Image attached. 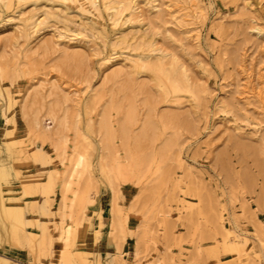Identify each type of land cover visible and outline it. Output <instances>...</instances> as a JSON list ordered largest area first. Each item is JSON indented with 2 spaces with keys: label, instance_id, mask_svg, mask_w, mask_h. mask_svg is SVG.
<instances>
[{
  "label": "rangeland",
  "instance_id": "obj_1",
  "mask_svg": "<svg viewBox=\"0 0 264 264\" xmlns=\"http://www.w3.org/2000/svg\"><path fill=\"white\" fill-rule=\"evenodd\" d=\"M0 203L10 264H264V0H0Z\"/></svg>",
  "mask_w": 264,
  "mask_h": 264
},
{
  "label": "bare ground",
  "instance_id": "obj_2",
  "mask_svg": "<svg viewBox=\"0 0 264 264\" xmlns=\"http://www.w3.org/2000/svg\"><path fill=\"white\" fill-rule=\"evenodd\" d=\"M118 74H119V72H118ZM116 76L117 75L115 73L113 79L117 78ZM126 89L129 90L131 88L128 89V86L126 87L125 84H123L119 88V90L124 92V93H125ZM128 96H131V95H128ZM131 100H133V99H131ZM131 100L129 102H131ZM120 103L121 102H119V104L115 105L116 113L117 114L121 113V117H118V120L116 122V128L110 122V119H109V116H110L109 111L110 110H109V108L104 107L105 109L103 108V110H102V112H101V114L97 120V129L96 130H97L98 135L100 137V142H99L100 147L102 150H105L107 152L108 156L111 155L115 151V141H114L115 137L118 136L121 145L125 146L127 139L129 137V132L131 130V127L136 124L135 115H134V112L131 109V107L126 109L123 112L122 105ZM57 105H58V102L56 101L53 104L51 103L46 107V109L44 111V115L42 116V118L46 120V125L44 127H42V129H41L42 130L41 135L55 137V140H56L54 142L55 148L60 147L62 142L64 141V136L62 133L65 130V122H66V120H65L66 115H62L61 117L58 116V112H57V108H56ZM22 111H23V113H25L24 107H23ZM39 111L40 110H36V113L34 114L35 118L37 117ZM147 116H149V115H147ZM149 121H151V120H149ZM146 125L147 124H144V123L142 125H140L138 132L133 136V140L135 142L138 139H140L141 137H143L144 134H146L145 133L147 130ZM150 128L152 129V127H150ZM169 141H171V140L169 139ZM166 145H167V143L165 142L164 145L160 148V150H163L166 147ZM72 157L74 159H73V162L70 166V171H74L76 169V167H78L82 163V161L84 159V155L82 153H79L77 149H74L73 153H72ZM111 188L113 189V186ZM115 206H116L115 202L113 201L112 207L114 209H115ZM191 207L192 206L188 203V201L181 204V209H191ZM19 213H20L19 210H17V215H15V217L13 218L14 223L11 224L10 226H8L7 222H6V218H7V215L10 214L9 210L6 209L5 206L0 203V232H2V234L4 236H8L10 234L11 239H12V237L17 236V233L19 230L18 224H17V220H19L18 219ZM41 213L43 215H46V216L48 215L47 209L44 208L43 206L41 207ZM40 231H41V235L43 238L49 237V233L43 224H41V226H40ZM28 246H29V244H28ZM68 255H69V253H68V245H67L61 254V260H59V264H63L64 262H69V256ZM0 264H10V263L4 256H1L0 257Z\"/></svg>",
  "mask_w": 264,
  "mask_h": 264
},
{
  "label": "crops",
  "instance_id": "obj_3",
  "mask_svg": "<svg viewBox=\"0 0 264 264\" xmlns=\"http://www.w3.org/2000/svg\"><path fill=\"white\" fill-rule=\"evenodd\" d=\"M26 220H27V221H33V220L35 221L36 219L26 218ZM40 222H43V221H40ZM43 223H44V222H43ZM45 223H46V222H45ZM54 245H58V246H59L58 243H54ZM54 245H53V248H54ZM45 262H48L47 259L45 260ZM44 264H47V263H44Z\"/></svg>",
  "mask_w": 264,
  "mask_h": 264
}]
</instances>
